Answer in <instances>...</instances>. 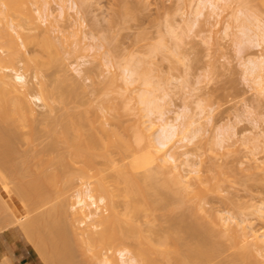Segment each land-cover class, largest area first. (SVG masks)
<instances>
[{"label": "rangeland", "instance_id": "374dc122", "mask_svg": "<svg viewBox=\"0 0 264 264\" xmlns=\"http://www.w3.org/2000/svg\"><path fill=\"white\" fill-rule=\"evenodd\" d=\"M6 1H11L14 5L19 4V0ZM26 1L32 19L38 16V11L41 8L51 9L53 13L52 16L55 17L53 24L55 27H52L51 30L48 27V22L40 21L41 26L30 31V33L36 37V40H34L33 36L32 38L34 41L30 40L31 42L23 38V41L27 45L28 56L31 58L29 68L25 66L23 61L15 64L8 62L4 65L10 70V73H13V71H11L13 69H19L22 73H26L31 85L33 83H38L37 86L34 84L35 93H40V82H44L52 93L50 92L47 96V105L44 104V102L35 105L37 112L36 118H29L27 121H16L15 124L13 123L23 132V134L21 133L23 136L17 139L15 143L7 145L11 146L10 148H13V150L15 149V152H13L15 157L11 156L13 159L11 160L13 162L15 161V164L18 162L16 165L21 164V167H23L22 163H24V166L27 164L33 166V163H35L32 168L35 171V166L37 164L42 163V165H46L47 162L45 160L55 157L58 154H63L67 146L65 142L62 143V141H64L62 132L69 128L71 135L74 133L76 134L72 127V121L75 119L73 116L79 114L91 121L93 126L97 129H101L102 126L108 128H115L116 126L120 132L124 133L125 138L134 140L135 133L128 130V126H131L135 122V116L139 113L138 111H140L141 115L143 114V121H146V119H151L157 123L160 121L158 120V116H160L158 109L155 110L156 112L154 111L152 118L147 108H139L140 106L142 107L143 104L137 100L136 92L146 88H154L155 90L158 86L160 90L157 88L158 91L156 92V89L155 92L156 94L158 93L157 95H163L160 99L164 97V93L167 91L168 96H165L164 99H162L163 101L160 100L161 103L159 102V104L162 105L160 107L166 111L164 112L169 120L171 119L173 121L177 116L181 117V122H185L188 117V119H191L193 122L191 127H189V131L186 130L190 134L188 137L194 135L193 138H190L191 140H187L186 138L182 139L188 132L185 130V134L180 132L170 142V146L173 145L171 151H177L180 159L188 155L190 158L189 163L192 162L191 164H195V167L200 169L199 174L204 181L201 187L207 186L210 183L214 184L219 180L218 188L208 190L207 198L203 203L205 208L214 212L221 211L228 218L232 217L240 221L243 220L245 221L244 225H247L249 230H257L260 234L264 233V86H261L258 80L254 78L255 75L250 73V68L253 64L247 61L250 60V58L252 60L255 59V61L258 60L257 58L264 52V37L258 36L260 30L256 27L260 23L264 31V0H221L219 2L220 9L216 10L215 13L211 10V5L206 3V0H204V4L201 3L202 0H65V10L61 8L62 0ZM1 5L4 6L2 3ZM72 6H75V8ZM195 11L203 12L201 13L202 15L198 16ZM2 17L3 16L0 14V20ZM244 18L250 19L245 21V24L249 25L247 28L249 31L246 29L247 26L245 24L243 25V20H246ZM1 26H3L2 22H0V27ZM54 28H56L55 32H53ZM242 29L243 31L247 30L248 32H246L248 35L245 36ZM8 30L17 38L18 42L21 43L16 31L11 27H8ZM25 31L26 33L29 32L27 30ZM48 37L52 41L51 44ZM21 51L24 53L23 47H21ZM0 54H3L2 50H0ZM82 61H86V65L83 66H85V69L88 68V71L86 74L83 73L84 75H79L74 68L77 67L78 62L82 63ZM133 64L136 65L135 68H139L140 72L143 71L145 78L149 77L148 79H151L150 82H154L156 87L153 83L148 86L145 85L143 83L145 81H143V76L138 77V74H134L133 76L134 79H136L135 76H137L136 81L133 82L134 84H131V86L128 85L130 88L128 86L126 87V85H124L125 82L123 83L124 80H122L123 72L125 71V67ZM133 66L130 67L133 68ZM112 73L118 76L115 81L116 83L113 81L111 82ZM37 75L38 78L36 80L35 76ZM125 89L130 90L127 91ZM137 101L141 105H139ZM136 106L139 107H137V113L135 114L134 111L136 109H131L130 111L129 108H136ZM138 117H140V115ZM108 122H111L112 125H108ZM120 122L122 124H119ZM86 128H88L89 131H93L90 124H88ZM126 128L127 131L125 130ZM180 129V131L183 130V128ZM158 134L159 132H156L154 137H157ZM221 138L225 140L224 144H221L223 143V139ZM113 139L118 140L116 136H113ZM53 144L56 149H51L52 151L48 154L45 151H40L47 149V145ZM7 148L8 147H6V149ZM0 149L3 150V146H0ZM131 152H135V150H131ZM128 153L130 154V151H128ZM128 153L118 147H113L112 157L116 165L114 164L113 167L111 166L109 171L111 172L112 170V174L114 173L115 176L121 173L122 176L120 177H123V175L126 176L125 172H123L125 170L127 171L126 177H131V174L134 173L133 176L136 175L135 177L139 180H135V178L132 179L131 177V183L128 180V184H126L127 180L116 176L117 179L115 178V183L119 180L118 185H120L121 189H117L118 191L115 189L117 184L114 187L113 182L115 179L114 181L112 180L113 182L109 180L113 184V186H111L107 183V185L111 186H108L111 188L110 190H116H113V193L107 190L109 195L116 193L115 196H119H110L111 200L117 199L113 203L117 201H119V204L121 203L120 206L117 205L118 209L120 208L121 210H118L119 213L123 211L128 213L127 207L130 203V197H139V199L136 198L134 200L131 198L133 201L143 200L139 202L140 204L142 203L141 206L145 209V212L143 210L140 213L143 218L142 216L140 217L139 214L133 216L135 217L134 219H138L134 222H136L135 224L138 222L144 229L147 227L148 229L146 228V230L148 231L150 228L149 232H152V235H150L148 231H145L150 236H145L146 234H144L147 238L143 236L141 238L142 240H140L141 244L144 243V241L146 243L150 241L147 240L148 238L151 239L154 245H158L161 240H166V245L169 244L166 247L168 250V253L166 252L167 255L164 253L161 255L158 251V254H155V250H153V253H150V256L148 255L149 259H153H151L153 264H159L160 261V264H180L176 263V260L172 259V257L170 258V256L177 259L178 256H175L176 253H174V251H178V248L174 250L173 247H179L181 245L178 246V244H174L175 242L173 239L169 242V237H181L182 240L185 239L184 242L187 241L188 247L185 245L186 243H183V249L181 247L180 250L198 247L202 241L207 242V240L211 238L209 232L205 230L207 226L206 223L210 224L211 222L210 216L208 212H204L203 210L193 213L192 209L196 204L195 199L189 202L188 199H183L186 201L182 202L184 205L179 204L181 199L180 196H178L179 192L177 185L172 182L175 184L174 187V184L171 185V180L167 179L169 181L167 182L165 180L166 178H164L166 181L164 182L163 179L160 178L162 177L161 172L159 176L157 173L158 171L153 170L156 168L152 169V165L146 168L149 169L148 174L152 173L156 180L152 178L153 180L150 179L149 182L147 179H144L149 178L146 173L148 169L145 168V172L144 168L138 169L135 168V165L133 167L131 164L132 162L135 164V159L133 161V158L139 156L141 153L138 151L130 155ZM38 154H42L44 157H39ZM48 155L51 157L48 158ZM0 157L3 159L2 156ZM123 159L125 161H123ZM8 160H6L7 163L11 161ZM56 160H53L54 164L49 165V168L52 167L51 169L58 168L57 170H63L65 166L60 167L58 164L59 162L57 163ZM65 160L67 163L71 161L66 158ZM129 162L132 166L129 165ZM51 163L52 162H50V164ZM126 163H128V165H126ZM73 164L75 165V162H73ZM76 165H78V163H76ZM69 166L72 168L73 165ZM79 166H75L77 170ZM99 166L104 169L108 168L103 164ZM32 169L31 172H33ZM67 169L70 170L68 164L65 168L66 173L60 176L61 180L59 178L55 181L56 184L59 185L53 184V186L58 187V189L50 186L52 190L51 193L48 192L47 196L50 195L51 198L45 197L46 199L49 198L47 201L44 198V206L39 205L40 209H38L35 207L36 205L33 206L31 202L25 204V212L27 213L25 214L26 219L35 216L39 211L49 210L66 201L70 208V206L77 201L78 191H87L88 188L90 189V185L93 187L95 186L93 183L98 182L96 178L82 176L80 172L76 170L68 173L70 171H67ZM129 173L130 175H128ZM184 173L186 172L184 171ZM33 174H31L30 177H32ZM138 175H140V177ZM145 175L148 177H144ZM211 178L212 180H209ZM10 179L12 181L0 183L1 205H5L7 200V195H5L7 191L4 192L6 190L5 188L9 186L13 187L16 183L20 182V179L18 181L15 180V178L10 177ZM143 179L145 181H143ZM159 180L160 182L158 183L157 181ZM53 181L54 180H52L51 184ZM136 181H139L140 186H143L142 189L140 187L138 189V183ZM152 182H157V189L162 185L163 191H161V186L159 188L161 192H157L156 186L153 187ZM166 183L170 184V188L167 187ZM68 184L71 187L68 188ZM96 185L100 184L96 183ZM153 185H155V183ZM165 185L167 190L172 189L170 193L167 191L170 195L168 193L165 194ZM62 187L65 188L63 189ZM135 187L138 189L136 192H134ZM172 187L175 188V191H173ZM117 188H119V186ZM125 188H127V193L125 192L126 190H124ZM59 190L61 192H59ZM146 190L153 196L149 194V197ZM132 191L133 193H131ZM54 192H59L61 194L58 196L57 193L56 196ZM92 192L93 194L95 193L96 196L99 194V192H95V190ZM138 192L141 193L139 194ZM143 193L144 195L147 194V196H143L148 198H142L143 196L141 195ZM171 193H174L173 195L176 194V197H179L180 201L177 202L178 199H176V197L171 199L173 196ZM52 194L54 195L53 197ZM130 194L133 195L131 196ZM159 194H162L161 196L164 194L163 197L165 198L161 199ZM126 195H130V197L128 198ZM149 198H151V201L145 200ZM156 198L158 199V203L155 200ZM152 199L156 202H153L154 200ZM159 199L165 205H162ZM148 201L151 202L152 205H150ZM107 202L110 201L107 200ZM146 202L148 203L147 207ZM26 205L31 208L28 210ZM106 205L109 206L111 204L107 203ZM102 206L103 208L101 209H105L104 211L107 212V207L105 208L104 204ZM151 206H154V208ZM1 208L3 209L1 210ZM1 208L0 233L9 228H15L22 233L25 239H27L28 244L31 245V241L29 242L28 240L30 239V233L27 231L26 222L24 225V221H20L18 218L17 221H20V224L16 220L11 222L13 218L15 219V217H17V213L15 212L16 209L14 210L12 207H8V205ZM33 208L36 209L34 210ZM151 208L154 210H151ZM23 212L24 210L20 213L24 214L25 212ZM126 213L124 214L126 215ZM56 217L60 218L59 215H56ZM180 220L184 224L180 222ZM203 223L206 224V226H204ZM21 224L25 229H23ZM63 225H65V227L68 226L63 222L60 227H63ZM188 225L193 228L188 229ZM202 225L204 229L201 227ZM70 228V225L66 228V233H68L66 238L67 240L71 239L72 242L69 241L71 244L67 242V245L71 247L69 248L70 251H68L67 248V250L65 249V253L61 251L62 253L54 252L55 254H53L52 252L55 248L52 247H55V243L58 239L55 237L56 241L53 242L54 238L52 240L48 237V240L44 243L42 254L40 251V255L38 252L36 253L41 260V264H94V262L97 264H105L103 261L96 262L98 260L94 259L93 261V259H91L92 261L90 262V260L87 259L88 257H86L85 250L82 253V246L79 245V241H75L73 230ZM215 228L216 234L214 233V237L218 234L220 235L218 236V238L220 237L219 239L225 240L227 241L226 244H229L230 240L227 238L228 236L225 235L226 238H221L223 232L219 227ZM180 229L182 230L180 231ZM157 230L159 232H157ZM163 231H165V234ZM174 233L175 236L173 237ZM158 237L159 239H157ZM176 237L175 241L178 243ZM131 239L133 240L134 238ZM134 240L133 242L131 241V245L128 243V247L126 243V247H130L129 249L134 250L138 244L134 243ZM154 240H159V242H155ZM146 243L143 245L147 246ZM170 244L173 245V249L170 248L171 251L168 249L171 246ZM226 244L225 246H227ZM117 247L120 248L119 245L115 246L116 249H118ZM116 249L115 251L113 250L114 252L111 250L115 255L113 257L115 260L113 261H115V263H120V255L116 252ZM149 249L151 248L147 250L149 251ZM71 250L75 251L72 252ZM223 251L221 253H223ZM229 251L224 255L220 253L221 256L217 254L219 257L217 255L214 256V258H217L215 261H213L214 258L208 261L212 260L211 264H215L216 262V264H218L220 262L218 260L224 259L222 257L226 258L228 256V258H230L231 251L230 254ZM233 251L234 249L232 252ZM66 252H68L67 254H69L70 258L67 257L68 255H66ZM70 252H72L71 254L75 253L71 255ZM169 252H172L171 254L173 255ZM47 253H49V255L52 253L53 257L51 256L52 258L50 257V259L46 260V258L49 257ZM145 253L147 254L148 252L145 251ZM59 254L61 257H59ZM63 254L65 255L63 256ZM110 254L111 252L107 255L110 256ZM169 254L170 256H168ZM83 255H85V258ZM155 257H157V259ZM165 257H168V260ZM64 258H68L69 261ZM71 258L72 261L70 262ZM261 259L264 260L262 257ZM155 260L157 262H155ZM178 260L179 259H177V261ZM207 263L209 262L202 261L198 264ZM1 264L13 263L9 258H5ZM110 264H114V262L112 263L110 261Z\"/></svg>", "mask_w": 264, "mask_h": 264}, {"label": "bare ground", "instance_id": "6f19581e", "mask_svg": "<svg viewBox=\"0 0 264 264\" xmlns=\"http://www.w3.org/2000/svg\"><path fill=\"white\" fill-rule=\"evenodd\" d=\"M220 1L221 0H206V3L211 5V8H212L211 10H213V12L215 13L216 10L220 9V7H219ZM64 2H65V0H62V5H61L62 10H65V6H66V5H64ZM1 3L4 4V6H2ZM201 3L204 4L205 3L204 0H202ZM0 5H1L0 6V14L3 16L0 20V22H2V24H3V26L0 27V50H2V52L4 54V55L0 54V146H3V148H4L3 150L0 149L1 150L0 156L3 157V159H1V157H0V183H5V182L7 183L9 181H12L10 179V177L15 178V180H17V181L20 179V182L16 183L13 187L9 186L8 188L7 187L5 188L6 190L4 189L5 190L4 192L7 191L5 194V195H7L6 196L7 200H6V203L4 202L5 205L0 204V208L8 205V207H12L14 210L16 209L15 212L17 213V217H15V219L12 217L13 219L11 222H13L14 220L17 221V218L20 221H24V225L26 222L27 227L26 226L25 227L27 228V231L30 233V236L28 235L30 237V239H28V240H29V242L31 241L30 242L31 245H28L29 249L32 248L36 253L37 252L39 253V251H40L42 254L44 243H46V240H48V237H49V239H52V240L54 238L53 242L56 241L55 240L56 238L58 239L57 242L55 243V247L54 246L52 247V248H55L52 252L53 254H55L57 252L60 253L61 251H63L65 253V249L67 250V248H68V251H70L69 248H71V247L69 245H67V242L70 243L71 239L68 238L70 240H67V238H66L67 234H68V233H66L67 232L66 228L70 225V227H71L70 229L73 230L72 232H73L74 237L76 239L75 241L80 242L79 245L82 246V249H83L82 253L85 250V254L87 255L86 257H88L87 259H89L90 262L92 261L91 259H93V261L95 259V260H98L96 262H102L103 261V262H105V264H110V261L112 263L114 262V264H153L151 262L152 258L149 259L150 253L152 254L153 250H155L154 251L155 254H158L157 253V251H158L161 255H162V253L167 255L168 250L166 247L169 244L166 245L167 244L166 240H164V241L161 240L163 242H161V241L159 242V240H156L159 243L157 242L158 245H154L152 243L151 239L148 238L147 240H150V241H148L147 243L144 241V243L141 244L140 240H142L141 238L144 236V234H146L145 236L152 235V232H149L150 228L148 231V230H146L147 227L144 229V227L142 225H140L138 222H137V224H135L136 222H134L135 220L137 221L138 219H134L135 217H133V216H137L139 214V216L141 217L142 215H140V213L143 210L145 212L144 207L141 206L142 203L141 204L139 203L140 201L142 202L143 200L133 201L136 198L139 199V197L132 198V197H130V195L132 196L133 194H130L128 196L126 195V197H128V198L130 197L129 198L130 203L128 201L129 204L127 207L128 213L123 211L124 213H126V215L123 212L119 213V211H118V210H120V208L118 209L117 205L120 206L121 203L119 204V201H117L118 204H117V202L113 203L117 199H114L113 201L111 200L110 196L119 197L118 195L115 196L116 193L112 194V195L111 194L109 195V193H108V191H110V193H113L112 192L113 190L116 191L117 189L118 190L120 189V185H118L119 180L117 181V183H115L116 179H117L116 178L117 175L115 176L114 173L112 174V170H111V172L109 171L111 169L110 167L111 166L113 167V165L115 164V160L112 157L113 147H118L127 153H128V151H130V154L135 153L136 151L141 153L137 157L134 156L135 158H133V161L135 159V164L133 162L131 163L133 165V167L135 165V168H138V169L144 168V170L146 172V169L149 168L148 166L151 167V165H152V169L156 168L153 170L158 171L157 172L158 175L161 172L163 178L162 177H160V178L163 179L164 182H166V181L169 182L167 179L171 180L170 181L171 183L174 182L178 187V192H179L178 196H180L181 201L179 200V197H176V194L173 195L174 193H171L173 195L171 197V199H174L173 197H176V199H178L177 202L180 201L179 204H182V205H184V203H182V202H186L183 199H186V200L188 199V202L195 199L196 204H195L194 208L192 209L193 213H195V211L197 212L199 210H203L204 212H208V214L210 216V220H211V222H210L211 225L206 223L207 224V226H206V224L203 223V225L206 226L205 230L207 232H209V234L211 235V238L209 240H207V242L202 241L198 245V247H196V248H191V249L186 248V250H180L181 247L183 249V246H182L183 243H186L185 244L186 246L188 245L187 241L184 242L185 237L183 238L184 240H182L181 237L180 238L176 237L175 233H174L173 237L175 236L178 239V243L175 241L176 240L175 237L174 238L169 237V242H170V240L173 239V241L175 242L174 244H178V246L181 245L179 247H173L174 250H176L178 248L177 249L178 251H176V252L174 251V253H176L175 256H178V258H177V259H179L178 261L173 256H170V254L172 252H169L170 254L168 255V256H170V258L172 257V259H175L176 263H180V264H194V263L196 264L197 263L198 264V263H201L202 261H207V262H209L207 264H211L212 263L211 261L213 260L212 258H214V256H216L217 254L219 256L224 255V254L228 253V251L230 249H231L230 251L232 254L231 255L230 251H229L230 258H228V256L226 258L222 257L224 259L218 260V261H220L218 264H261V263H264V260L261 259V257L264 258V233L260 234L257 230H252V229L249 230L248 226L244 225L245 221H243V220L240 221V220H237L236 218H232V217L228 218L221 211L214 212V211H210L209 209L205 208L203 203L205 202V200L207 198L208 190H214V189L218 188L219 180H217V182H216V180L214 179L216 183H214V184L210 183L207 186L201 187L203 185L202 183L204 181L202 180V177L199 174L200 169L195 167V164H191L192 162L189 163L190 158L188 155H186L184 158L180 159V156H179L177 151H174V152L171 151V148L173 147V145L170 146V142L180 132L185 134L186 130L189 131V129H190L189 127H191L193 122L191 119H188L189 117L185 120V122H181L180 121L181 117H177V116L175 119H173V121L171 119L169 120L168 116L165 115L166 111L163 110L162 107H160L162 105L159 104L160 100L164 99L165 96H168L167 91L165 92L166 94L164 93V97L162 99H160L163 95L161 94V96H160V95H157L158 93L156 94V92L158 91L159 88H158V86L156 87L154 82H152V83L154 84L156 89L158 88L157 90L155 89L156 92H155L154 88H152V89L146 88V89H142V90L140 89L136 93H137V100L141 104H143L142 107L136 106V108L133 107V108H129V109H130V111H131V109L132 110L136 109L134 111V113L136 114L137 109H138L137 107H139L141 109L147 108L149 110L150 116H152L154 111L158 109L160 116H158V114H157V116L159 117L158 120H160V121L158 123L151 120V119L150 120L146 119V121H143L142 118L144 116L142 117L143 114L141 115L140 111H138L140 114L139 113L136 114L135 122L131 126H128V130H131V132L135 133L134 140H130V139L125 138L124 133L120 132L119 129L116 128V126H115V128H108L106 126H102L101 129H97L95 126H93L91 121L87 120L86 118L83 117V115L79 114L77 116H73V117H75V119H73V121H72L73 122L72 127H73L74 132H76V134L74 133L73 135H71L69 128H67L66 130H64L62 132L63 133L62 138L64 137L63 138L64 141H62V143L65 142V145L67 146V147L65 146L66 151L63 152V154H58L55 157H51V156H49L51 154H49L48 158H50V157L51 158L47 159L48 161L45 160L47 162V164L46 165L45 164L42 165V163L37 164L35 166L36 167L35 171L32 169L34 167L35 163H33L34 164L33 166L32 165L30 166L27 163H26L27 165L25 164L26 166H24L23 165L24 163H22L23 167H21V164L16 165L18 162H16V164H15V161L13 162L12 161L13 159L11 157V156H14L13 152H15V149L13 150V148H10L11 146H7V145H9L10 143L11 144L15 143V141L17 139H19L23 136L22 135L23 132L20 131V128L14 124L16 121L21 122V121H27V120H29V118H32V119L36 118L37 112H36L35 105H38V103L41 104L43 102H44V104L47 105V103H48L47 102L48 101L47 96L50 94L51 90L49 91L48 87L44 84V82H40V93L39 92L35 93V88H34L35 85L34 84H36V86H37L38 83H33L31 85L26 73H24V72L22 73L19 69L18 70L13 69V70H11V71H13V73L12 72L10 73V70L7 69V67H5L4 64H6L8 62L11 64H15L17 62L20 63L23 61L25 66L29 68L31 58H29L30 56H28L29 53L27 50V45L23 41V38L26 39L27 41H30V40L32 41L33 38H34V40H36L35 39L36 37H34L33 34L30 33V31L40 27L41 26L40 21H43V22L45 21L46 23L48 22V27L52 30V27H55L53 25L55 17L52 16L53 13H52L51 9L41 8L38 11V16L32 19L30 11L28 10V5H27L26 0H19L18 5H14L11 1L0 0ZM72 7L75 8V6H72ZM202 12L203 11H198L196 13L199 16V15H202L201 14ZM196 13H195V15H196ZM244 19H246V20H243V25L245 24V21L250 20L249 18L248 19L244 18ZM247 24H248V22H247ZM246 26H247L246 27V29H247L249 25H246ZM8 27H11L12 29H14L16 31V34L18 35V38H19L21 43H19L17 38L8 30ZM256 27H257V29L260 30V33L258 34V36L264 37L263 36L264 35L263 27L260 25V23ZM243 29H242V31H243ZM25 30H27L29 32L26 33ZM24 31L26 34L24 33ZM55 31H56V28L53 29V32H55ZM246 31H243L245 36L248 35L247 32L249 30L247 32ZM32 36H33V38H32ZM179 39H181V38H179ZM48 40L50 41V44H51L52 41L50 40V38ZM52 40H53V37H52ZM21 47L24 48V53H23V51H21ZM257 59H258V60H256L257 62L255 61V59L252 60L251 58H250V60H247V61H250V64L251 63L253 64V66L250 68L251 69L250 73L255 75L254 78L256 80H258V82L261 86H264V52H262ZM83 65H86V61L85 62L82 61V63L78 62L77 67L74 68V70H76V72L79 75H82L83 73L86 74V72L88 71V68L85 69L84 68L85 66H83ZM133 65H129L128 67H125V71L123 72L124 74L122 76L123 79L121 78L122 80H124L123 83L125 82L124 85H126V87H127L128 85L131 86V84H134L133 82H135L137 79V76H135L136 79L133 78L134 74H138V77L143 76V81L145 80L143 83L145 85H147V86L151 85L152 84L150 82L151 79H148L149 77L145 78L144 72L143 71L140 72L138 67H137L138 69L135 68L137 64L134 66ZM130 66H133V68ZM116 73H119V72H116ZM112 74H113L112 77L110 76L111 82L113 81L114 83H116L115 81L117 80L118 76L115 73H112ZM35 78L37 80L38 75L35 76ZM125 90L128 91L130 89H125ZM135 98H136V96H135ZM139 102H138V104L141 105ZM135 104H134V106H135ZM138 114L140 115V117H138L139 116ZM152 118H153V116H152ZM10 121H11V123H10ZM180 122L183 124H181ZM6 123H7V125H6ZM178 123H180V124H178ZM88 124L91 125V127L93 128V131H89V129L86 128V126ZM119 124H122V123L120 122ZM108 125L111 126L112 123L108 122ZM180 125H181V127H180ZM180 128H183V130L180 131L181 130ZM125 130L127 131V128ZM188 131H186V132H188ZM156 132L157 133L159 132V134L157 135V137H154V134ZM184 134H183V136H184ZM24 135H25V133H24ZM113 136H116L118 138V140H114ZM188 136H190L189 132L186 133L185 136L182 137V139L186 138L187 140H189L190 138H193L194 135L192 137H188ZM223 138H225V137H223ZM223 138H221V139H223ZM220 142H222V141H220ZM220 142H219V144H220ZM224 142H225V140L223 139V143H221V144H224ZM4 145H6V146H4ZM47 146L48 147L45 146L47 149L40 150V151H42V152L45 151L48 154L50 151H52L51 149H53V150L56 149L54 144L53 145H47ZM56 146H58V145H56ZM6 147H8L9 149L8 148L6 149ZM131 150H133V151L135 150V152H131ZM35 154H37V153H35ZM38 156L42 157L43 155L38 154ZM56 158L58 161L56 160ZM65 158L68 160L70 159L72 162L71 161H70V163L65 162L66 161ZM6 160H8V161L11 160L12 163L10 161L9 162L10 164H9V163H7ZM53 160H56L57 163L59 162L58 164L60 165V167L65 166V168H66V166L68 164V167L70 168V170L67 169V171H70L68 173H71V172H73V170L74 171L76 170V171L80 172V174L82 176H86L89 178L94 177V179L96 178V181H98V182H96V181L95 182L100 184L101 186L96 185V183H93V184H95V186H93L94 188L91 187L92 185H90V189L88 188L87 191H83V190L78 191L77 192V201L75 203H73L70 206V208L68 207V203L66 201L65 203H62L59 206L57 205V207L55 206L54 208H51L49 210L44 209L45 211H39L35 216L26 219L25 214H27V213L25 212V210H26L25 204L28 202H31V204H33V206L36 205L35 207L38 209H40L39 205L44 206L43 202L46 199L45 197L51 198L50 195L47 196L48 192L51 193V190H52V188L50 186H53L54 183L56 184V182H55L56 179L58 180L60 178V180H61L60 176L64 175V173H66L65 168L63 170L62 169L57 170L58 169L57 167H56L57 169H51L52 167L49 168V165L54 164ZM123 161H125V160L123 159ZM50 162H52V163L50 164ZM73 162H75V165L73 164ZM76 163H78V165H76ZM79 163H81V164H79ZM100 164L106 165L108 168L104 169V168L99 166ZM131 164L129 162V165H131ZM69 165H73L72 168H74V169H72L71 166H69ZM126 165H128V163H126ZM75 166H77V167L79 166L78 170ZM124 166H125V164H124ZM146 167H148V168H146ZM30 168L32 169L33 172H31ZM71 169H72V171H71ZM107 171H109L110 173ZM132 171H133V169H132ZM184 171L186 173H184ZM123 172H125V174L127 176V173H126L127 171L124 170ZM148 172H149V169L146 172L147 175L149 176V178H144V179H147L148 181L152 178L155 179L153 177V174L152 173L148 174ZM31 174H33V176H35V177H33V176H32L33 178L30 177ZM119 174L117 176L118 178L120 176H122L121 173H119ZM133 174H131L132 179L133 178H135V180L138 179L135 177L136 175L133 176ZM128 175H130V173ZM147 175H145L144 177H146ZM126 176L123 175V177H120V178L127 180L126 184H128V180L131 183V181H132L131 177L128 176L129 177L128 178ZM138 176L140 177V175H138ZM156 176H157V174H156ZM164 178H166L165 179L166 181L164 180ZM91 179H93V178H91ZM114 179H115V181H114ZM144 179H143V181H145ZM52 180H54V181L51 184ZM109 180L114 181V182L112 181L114 183V187L117 184V186L115 188L116 190L113 189V187H112L113 190H110L111 188H109V187L113 186V184ZM209 180H212V178ZM136 182L138 183V189H139V187L142 189L143 186L142 185L140 186L139 181H136ZM157 182L159 183L160 180ZM157 182H152V186L153 187L156 186ZM91 183H92V181H91ZM107 183H109L111 186L107 185ZM141 183H143V182H141ZM154 183H155V185H153ZM174 183H172L171 185H173ZM122 184H124V183H122ZM145 184H147V183H145ZM175 184H174V187H175ZM56 185H59V184H56ZM104 185H106V186H104ZM166 185L168 188H170L169 183H166ZM166 185L164 188L165 194L168 193L167 191H169V193H170L172 190V189L167 190ZM65 186H66V184H65ZM118 186H119V188H117ZM161 186H159L158 189ZM55 187L53 186V188H55ZM69 187H71V186L69 185L68 188ZM56 188L58 189V187H56ZM126 189L127 188H125L124 190H126ZM138 189H136V187H135L134 192H136V190L138 191ZM158 189L156 186L157 192L163 191L162 190L163 186L161 187V191H160V189L158 191ZM174 189L175 188H173V191H175ZM93 190H95V192H99L100 195L98 194V196H96L95 193L93 194V192H92ZM130 191H128V192H130ZM146 191H144V192H146ZM1 192H2V190H1ZM59 192H61V191L59 190ZM59 192H57L58 196H59V194H61ZM125 192L127 193V190ZM200 192H202V193H200ZM54 193H56V192H54ZM57 193H56V196H57ZM131 193H133V191ZM117 194H119V193H117ZM149 194L152 195L151 193L148 192V196H149ZM143 195H144V193L141 196H143ZM157 195H158V193H157ZM53 196L54 195L52 194V197ZM135 196H138V195H135ZM144 196H147V194H145ZM144 196L142 198H148V197H144ZM163 196H164V194H163ZM163 196H161L160 198L164 199L165 197H163ZM48 199H46V201ZM129 199H126V200H129ZM150 199L151 198L145 199V200H150ZM107 200L110 202H107ZM152 200H154V199H152ZM155 200L157 201L158 199L156 198ZM155 200L153 202H156ZM159 201L161 202L160 199H159ZM107 203L111 204V205H109L110 207L108 205H106ZM149 203H150V205H152L151 202H149ZM157 203H158V201H157ZM161 203H162V205L164 204L163 202H161ZM103 204L105 205L104 206L105 208L107 207V210H106L107 212L104 211L105 209L104 210L101 209V208H103V206H102ZM160 204H159V207H160ZM156 205H158V204H156ZM122 206H124V205H122ZM147 206H148V203L146 204V207ZM151 207L154 208V206H151ZM27 208L29 210V208H31V207L27 206ZM153 208H151V210H154ZM2 209L3 208H1V210ZM13 209H12V211H13ZM23 210L25 213L23 212L24 214H21L20 212ZM147 211H146V213H147ZM56 215L57 216L59 215L60 218L56 217ZM124 215H125V217H124ZM13 216H15V215H13ZM61 216H63V217H61ZM136 218H139V217H136ZM142 218H143V216H142ZM183 218H184V216H183ZM20 221L19 222L17 221V222L20 224ZM63 222H65V224H67L68 226L65 227V225H63V227L62 226L60 227V225ZM180 222H182V221L180 220ZM185 224H186V222H185ZM203 225L201 227L204 229ZM21 226H22V224H21ZM22 227H23V229H25L24 226H22ZM141 227H143V228H141ZM153 227H155V226H153ZM188 227H189V225H188ZM215 227H219V229H221V231L223 232L221 238H224L225 235L228 236L227 238H229V240H230L229 244H226L227 241L219 239L220 237L218 238V236H220V235H218V234L216 235L217 238L214 237L216 234V230H215L216 228ZM185 228H186V226H185ZM191 228H193V227H189L188 229H191ZM154 229H156V228H154ZM181 230L182 229H180V231ZM145 231H148L150 233V235L147 234ZM165 231H163L164 234H165ZM24 232H26V231H24ZM157 232H159V231L157 230ZM29 233H27V234H29ZM166 233H169V232H166ZM166 235H165V237H166ZM79 236H82V237H79ZM171 237H172V235H171ZM131 238H134V239L136 238L135 240L133 239L134 243H138L136 245V248H134V250L129 249L130 247L127 248L128 243H130V245H131L133 242V240ZM145 238H147V237H145ZM153 238H154V234H153ZM129 239H131V240H129ZM157 239H159V237ZM126 243H127V247H126ZM145 243L147 244L148 248H151V249H149V251L147 250L148 249L147 246L143 245ZM224 243L227 246H225ZM118 245L120 246V248L117 247L118 249H116L115 246H118ZM67 246H69V247H67ZM145 246H146V248H145ZM172 246L173 245H171L168 248L169 251H171L170 248H172ZM45 248H44V250H45ZM77 248H79V247H77ZM226 248H228L229 250ZM115 249L117 250L116 252H118L120 255V259H121L120 263H117V262L115 263V261H113V260H115V258H113L115 256L113 253L115 251ZM233 249H234V251L232 252ZM111 250L112 251L114 250V251L112 252ZM223 250L224 251L226 250L225 253ZM71 251L73 252L75 250H71ZM145 251L148 253L146 254ZM222 251H223V253H221ZM44 252H46V251H44ZM72 252H70V254ZM109 252H111L112 255L111 254H110V256L107 255V254H109ZM67 253L68 252H66V255H68L67 257H69V254H67ZM74 253L71 255H74ZM220 253H221V255H220ZM47 254L49 255V253H47ZM51 254L49 255L48 258H46V260L50 259L51 256L53 257V254L52 255ZM39 255H40V253H39ZM43 255L47 256L46 254H43ZM64 255L65 254H63V256ZM171 255H173V254H171ZM84 256L85 255H83V257ZM40 257H42V256H40ZM56 257H57V254H56ZM59 257H61L60 254H59ZM155 258L157 259V257H155ZM67 259L68 258H66L65 260H67ZM210 259H212V260L208 261ZM215 260H217V258H214L213 261H215ZM68 261H69V259H68ZM71 261H72V258H71L70 262ZM155 262H157V261L155 260ZM160 263H161V261H160ZM90 264H93V263H90ZM94 264H97V263L94 262ZM154 264H156V263H154Z\"/></svg>", "mask_w": 264, "mask_h": 264}, {"label": "crops", "instance_id": "0c3cea01", "mask_svg": "<svg viewBox=\"0 0 264 264\" xmlns=\"http://www.w3.org/2000/svg\"><path fill=\"white\" fill-rule=\"evenodd\" d=\"M28 241L15 228H9L0 233V264L5 258L13 264H41L36 252L28 249Z\"/></svg>", "mask_w": 264, "mask_h": 264}]
</instances>
